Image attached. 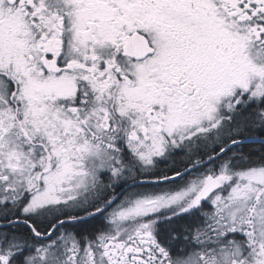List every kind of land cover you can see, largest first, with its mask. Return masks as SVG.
<instances>
[{
    "label": "snow or ice",
    "instance_id": "snow-or-ice-1",
    "mask_svg": "<svg viewBox=\"0 0 264 264\" xmlns=\"http://www.w3.org/2000/svg\"><path fill=\"white\" fill-rule=\"evenodd\" d=\"M0 264H264V0H0Z\"/></svg>",
    "mask_w": 264,
    "mask_h": 264
},
{
    "label": "flooded vegetation",
    "instance_id": "flooded-vegetation-1",
    "mask_svg": "<svg viewBox=\"0 0 264 264\" xmlns=\"http://www.w3.org/2000/svg\"><path fill=\"white\" fill-rule=\"evenodd\" d=\"M252 147H259V145L257 144V145H252Z\"/></svg>",
    "mask_w": 264,
    "mask_h": 264
}]
</instances>
